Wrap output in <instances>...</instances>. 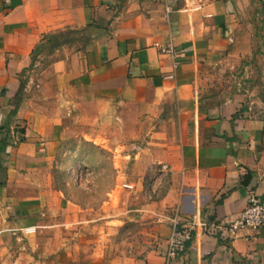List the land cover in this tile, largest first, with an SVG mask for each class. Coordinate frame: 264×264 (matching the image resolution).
<instances>
[{
    "label": "crops",
    "instance_id": "obj_1",
    "mask_svg": "<svg viewBox=\"0 0 264 264\" xmlns=\"http://www.w3.org/2000/svg\"><path fill=\"white\" fill-rule=\"evenodd\" d=\"M250 6L0 0V264H164L175 210L195 226L171 264H264V227L227 231L264 203V116L206 82L251 56ZM77 138L111 155L96 205L57 179Z\"/></svg>",
    "mask_w": 264,
    "mask_h": 264
},
{
    "label": "rangeland",
    "instance_id": "obj_2",
    "mask_svg": "<svg viewBox=\"0 0 264 264\" xmlns=\"http://www.w3.org/2000/svg\"><path fill=\"white\" fill-rule=\"evenodd\" d=\"M250 20L254 32L251 56L236 67L209 68L210 81L206 82L216 84L223 94L240 96L252 113L264 116V0H251ZM71 144L77 153L70 148L63 155L57 179L81 184L86 192H76V196H85L89 203L96 205L110 191L113 182L111 155L80 138ZM136 228L135 224H129L125 233Z\"/></svg>",
    "mask_w": 264,
    "mask_h": 264
},
{
    "label": "built area",
    "instance_id": "obj_3",
    "mask_svg": "<svg viewBox=\"0 0 264 264\" xmlns=\"http://www.w3.org/2000/svg\"><path fill=\"white\" fill-rule=\"evenodd\" d=\"M172 11L169 5L166 6V13ZM159 51L163 54H173L172 45L155 44ZM167 168L166 165L163 166ZM204 225V224H203ZM195 222L194 220H184L178 210L172 217V228L168 238L167 249L165 252V263L171 262L178 258L186 249L187 243L192 239ZM264 227V203L260 201L256 194L249 195L248 206L240 213V215L227 227L228 237L232 240L238 238L243 230L252 229L259 230Z\"/></svg>",
    "mask_w": 264,
    "mask_h": 264
},
{
    "label": "trees",
    "instance_id": "obj_4",
    "mask_svg": "<svg viewBox=\"0 0 264 264\" xmlns=\"http://www.w3.org/2000/svg\"><path fill=\"white\" fill-rule=\"evenodd\" d=\"M44 39L48 40V43H49L51 48L57 47L65 41V39H63L62 35L57 36L55 34L45 35Z\"/></svg>",
    "mask_w": 264,
    "mask_h": 264
}]
</instances>
